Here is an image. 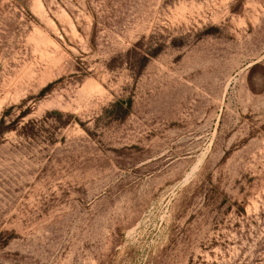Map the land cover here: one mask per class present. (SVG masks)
<instances>
[{
	"label": "rangeland",
	"instance_id": "rangeland-1",
	"mask_svg": "<svg viewBox=\"0 0 264 264\" xmlns=\"http://www.w3.org/2000/svg\"><path fill=\"white\" fill-rule=\"evenodd\" d=\"M0 123V264H264V0H0Z\"/></svg>",
	"mask_w": 264,
	"mask_h": 264
},
{
	"label": "trees",
	"instance_id": "trees-1",
	"mask_svg": "<svg viewBox=\"0 0 264 264\" xmlns=\"http://www.w3.org/2000/svg\"><path fill=\"white\" fill-rule=\"evenodd\" d=\"M154 53H156V51H155ZM154 53H153V54H154ZM143 59H144V61H146V60H147V57L143 56ZM143 65H144V64H143ZM0 125H1V123H0Z\"/></svg>",
	"mask_w": 264,
	"mask_h": 264
}]
</instances>
